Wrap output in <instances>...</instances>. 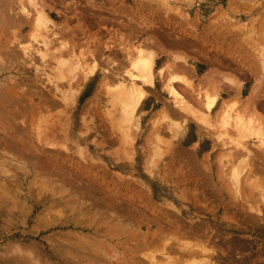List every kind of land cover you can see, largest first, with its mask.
<instances>
[{"label": "rangeland", "instance_id": "obj_1", "mask_svg": "<svg viewBox=\"0 0 264 264\" xmlns=\"http://www.w3.org/2000/svg\"><path fill=\"white\" fill-rule=\"evenodd\" d=\"M20 2L28 4L27 0H0V15L10 18V22L19 19L22 21L25 14L20 13ZM35 2L41 5L49 17L51 23L48 24V29L51 34H48V29L43 30V27L37 25L36 13L31 5L27 6L31 14L24 16L28 19L24 18L23 26L10 25L0 31L1 45L11 42V54L14 55L17 51L16 57L10 56L12 63L6 61L7 70L0 81H3L5 92L9 91L5 98H17V103L14 102L11 106L19 112L16 114L18 118L15 116L16 122L22 124V120L24 121L22 126L19 124L17 127H10L6 124L3 129L0 127V134L6 135L7 141H11L12 136H20L23 140L21 150L20 140L15 139L17 143L13 144L16 148L9 141H5L4 146L0 143V264H167L171 258L183 262L182 264H187L188 260L190 264L194 259L199 264L201 262L198 257L191 259L178 252L167 251V245L176 247L179 241L189 245L197 242L188 238L187 228L177 231L176 225L171 224L174 219L168 213L173 210L172 205L178 210L190 211L182 215L183 222L190 223L193 218L192 223H204L207 237L213 238L221 231L220 239L217 238L220 242L216 238L214 240L216 245L225 242L226 238L229 242L231 239V242L235 240L234 243L245 241L243 244L247 245L241 251L244 254H240L242 258L235 254L233 261L231 258L230 262L222 264H264V252L260 251L264 248V217L261 221L255 217L252 227L251 224L246 225L247 222L240 215L232 216L228 213L225 215V222L241 226L243 221L242 226L246 227L244 230L241 226L242 232H233L223 226L219 227L212 216L205 215L204 210L215 212L217 216L224 215L220 192H211L206 180L213 181L214 184L221 178L218 176L222 172L219 157L223 153L222 149L227 146L219 148L210 133L202 136L199 133L201 125L193 118L205 112L204 101L202 98L196 99L195 94L185 97L191 113L180 138L171 146L170 132L164 118L178 111L163 89L165 76L180 75L193 83L195 88L210 90V99L215 94L212 85L219 84L227 77L233 83L228 82V85L235 89L234 85L241 84V91L239 94L238 91L221 92L216 109L225 101L234 103L236 111L243 109L240 103H245L250 91L256 88V114L264 115V0ZM45 33L49 35L50 52L42 58L44 47L40 35H46ZM137 48H143L146 53L154 56L157 69L170 66L168 73L162 75L164 77L155 76L153 86L144 87L146 98L129 121H124L122 109L114 106L111 93L120 85L121 80L117 79L127 75L126 71ZM3 50L8 52V48L1 51ZM180 57L186 59L187 63H181ZM177 65L181 66L177 68ZM4 83L7 86L9 83V86ZM13 85L15 88L11 87ZM1 100L7 104V108L4 106L0 109V113H3L10 103L4 98ZM216 109L210 116L211 124H214ZM251 113L246 109L244 114L251 116ZM1 115L0 122L5 113ZM182 116L184 115L181 114L180 117ZM57 121H63L61 124L64 125H58ZM4 129L3 133L1 130ZM47 135L50 137V144L55 146L44 143L43 138ZM250 148L258 152L255 146ZM221 162L224 170L222 178L228 179L231 164H227L225 159ZM259 173L262 176V172ZM42 174L44 177L47 175L49 181L54 178L49 186L44 182ZM256 175L257 177L251 176L260 182L261 176ZM252 177L243 182L238 199L249 201L251 197L255 201L258 198L256 201L260 200L257 203L261 202L262 207L263 193L260 192L263 191L254 189L251 192ZM60 186L69 190V193L63 194ZM71 192H75L72 198L70 196L72 203L67 198ZM250 192L252 196H249ZM57 193L63 194L61 196L65 198L59 201L61 196L58 198ZM54 194L58 196L55 197ZM73 201H76L75 207ZM138 201L144 204L142 208L138 206ZM85 202L88 203L84 204ZM106 202L111 207H107ZM94 203L99 205H94V208ZM80 204L90 206L81 207ZM91 207L93 211L89 212ZM96 207H99V213ZM94 209L101 220L93 224L90 222ZM112 209L123 218V222H119V228L113 217H109ZM143 216H147L150 221L147 222ZM136 217L138 222L134 224ZM87 220L90 221L89 224ZM153 221L158 222L156 224ZM126 226L131 227L126 231ZM140 232H147L145 238ZM160 234L165 236L162 237L164 242ZM169 237L173 240L169 241ZM207 237L203 239L206 240ZM146 240L149 241L148 246L144 243ZM248 247H251L250 250ZM12 248L15 249L14 252ZM19 250L21 253L16 252Z\"/></svg>", "mask_w": 264, "mask_h": 264}, {"label": "bare ground", "instance_id": "obj_2", "mask_svg": "<svg viewBox=\"0 0 264 264\" xmlns=\"http://www.w3.org/2000/svg\"><path fill=\"white\" fill-rule=\"evenodd\" d=\"M2 1V0H1ZM27 2H28V4H24L23 2L20 4V6H19V9H20V13H23V14H25V15H23V18L22 17H20V18H22L23 20L21 21V19H19V20H16V22L15 21H11L10 22V18H6V17H3L2 15H0V31H4L5 29H7V28H9V26L10 25H15V26H17V24H19V26H23V21L25 20L24 18H26V17H28L29 16V14H31L30 13V9H28L27 8V6L29 7V5H31L33 8H31L32 10L34 9V11H35V13H36V19H37V25L38 26H40L43 30H47L49 27H48V24L49 23H51V21H50V19H49V17L47 16V13H45V11H44V9L41 7V5H37V3L35 2V0H27ZM26 2V3H27ZM42 3V2H41ZM1 4V3H0ZM19 5V4H18ZM6 7V6H5ZM4 7V8H5ZM37 7H39V8H37ZM18 10V9H17ZM5 12H6V10H5ZM19 12V11H18ZM2 12H0V14H1ZM8 13V12H7ZM16 13V12H15ZM34 13V14H35ZM19 15H22V14H19ZM18 15V16H19ZM17 16V17H18ZM24 16H26V17H24ZM8 17V16H7ZM26 19H28V18H26ZM34 19V18H33ZM35 19V20H36ZM6 20H7V22H6ZM33 21V20H32ZM15 22V23H14ZM20 23H22V24H20ZM31 23V22H30ZM53 24V23H52ZM241 26V25H240ZM244 26V25H243ZM219 27H221V26H219ZM35 28V27H34ZM56 28V27H55ZM41 29V30H42ZM50 29V28H49ZM49 29H48V31L47 32H49L48 34H51L50 33V31H49ZM54 29V28H53ZM15 30V29H14ZM8 31V30H7ZM39 31V30H38ZM37 31V32H38ZM218 31H221V30H218ZM42 32V31H41ZM44 32V31H43ZM46 32V31H45ZM6 33V32H5ZM21 33V32H20ZM35 33V32H34ZM39 33H40V31H39ZM11 34V33H10ZM42 34V33H41ZM46 34V33H45ZM48 34H46V35H40V41L42 42V44H43V47H44V52H42V58H44V57H46L47 56V54H48V52H50V47H49V45H50V41H48ZM38 35V34H37ZM48 35V36H47ZM38 37V36H37ZM236 40V39H235ZM37 41H38V39H37ZM16 42H18V41H16ZM0 45H1V43H0ZM64 47L63 48H66V45H63ZM3 47V48H2ZM140 47V46H139ZM5 48H8V52H4V50H3V52L1 51L2 49H5ZM12 48H13V46L11 45V42L10 43H8V44H4V45H1L0 46V78H1V76L3 75V73L7 70V68H6V64H7V62H11L12 63V58L10 57V56H12L13 54H11L12 53ZM144 48V47H143ZM143 48H137L136 49V51H135V53H134V58L133 59H131V61H130V66H129V69L126 71V74L127 75H125V76H123V77H118L119 79H117V80H121V82H120V85H117V87L115 88V90L113 91V93H111L112 94V99H113V104H114V106L115 107H118V106H120L121 107V109H122V113H123V120L124 121H127L129 118H131L132 116H133V114H135V111L136 110H138L139 109V106H140V104L143 102V100L146 98V90H145V86H153L154 85V82H155V76L156 75H164L165 74V72H167L168 73V68H169V66L170 65H166L167 66V68L166 67H161V68H156L155 67V58H154V56L152 55V54H148V53H146L145 52V50L143 49ZM264 49V48H263ZM25 50H26V48H25ZM27 51V50H26ZM15 54H17V51H15ZM14 54V55H15ZM13 55V56H14ZM41 55V54H40ZM18 56V55H17ZM15 57H16V55H15ZM131 57V56H130ZM14 58V57H13ZM4 60H5V62H4ZM17 60V59H16ZM61 60V59H60ZM179 60H181L180 62L181 63H187V61H186V59H184V58H179ZM263 60H264V57H263ZM7 61V62H6ZM58 63V62H57ZM64 63V62H63ZM63 65V64H62ZM174 65V64H173ZM165 66V65H164ZM175 66V65H174ZM173 66V67H174ZM178 66L180 67L181 65H177L176 67L178 68ZM8 67V66H7ZM167 71H166V70ZM172 69V68H171ZM263 70H264V63H263ZM207 73V72H206ZM205 73V74H206ZM63 75H65L64 73H63ZM67 75V74H66ZM67 77V76H66ZM65 77V78H66ZM124 77H126V78H124ZM162 77H164V76H162ZM206 77H208V73H207V76ZM205 77V78H206ZM8 78H9V75H8ZM12 78V77H11ZM17 78V77H16ZM35 78V77H34ZM10 79V78H9ZM0 80H2V79H0ZM5 80V79H4ZM117 80H115V82H117ZM225 80V81H224ZM14 81V80H13ZM19 81V80H18ZM34 81V80H33ZM223 81L225 82L224 84H223ZM223 81H221L219 84H217V83H215L214 85H212V89H213V92H215V94H214V97L213 98H210L209 99V96H208V93H209V91L210 90H208V89H203V88H195V86L193 85V83H190L189 81H186L185 79H183L180 75H171L170 77H166L165 76V78H164V80H163V89L167 92V94L171 97L170 99H171V102H172V104H173V106L177 109V111H178V113H180V114H178V113H176V114H172L171 113V115L170 114H168L167 115V113H165V115H167V116H165V118H164V120L166 121V123H167V128H168V130H169V132H170V144H171V146H173L174 145V142H175V140L177 139H179L180 138V134H181V132H182V129L184 128V126H185V123H186V119H188L189 118V113H191L190 112V108H189V103H188V101L185 99V97L186 96H192V95H196V99H201L202 98V100L204 101V113L202 112V114L201 115H196L195 116V114L194 113H192V115L193 116H195V118H193V116H192V118L194 119V121H198V123L201 125V128H200V130H199V133L201 134V136L202 135H205L206 133L207 134H209V135H211V137H212V139H214V141H215V143L218 145V147L220 148V147H224V146H227L225 149H222L223 150V153H220V157H219V162H220V167H221V170H222V172L220 171L219 172V175L218 176H220L221 178L219 179H217V181H215V183L213 184L212 182L213 181H209L208 179V182H207V180H206V184H207V186L209 187V184H210V189H212L211 190V192H214L215 190V192L214 193H216V194H219L218 192H220V197H221V202H222V209L224 210V215H219V216H217L216 215V213L215 212H212V211H207V210H204V212H206L205 213V215H209V216H212L215 220H216V224L217 225H219V227H221V226H223V227H225L227 230H229V231H233V232H242L241 231V229H242V225H243V221L244 222H247V224L246 225H249V224H251V226H252V223L253 222H255V217H256V219L258 218V219H260V221L261 220H263V217H264V206H262L261 207V202L258 204L257 202H259L260 200H258V201H256L257 199H256V196H255V194H254V198L256 199L255 201H254V199H251V197H249L250 198V204H249V201H242V200H239L238 199V197H240L239 196V193H240V191H241V188H242V185H243V182L245 183V182H247L248 181V179H250L252 176H256L257 177V175H256V173L257 174H259L260 175V173L259 172H262V176H261V178L259 179V180H261L260 182H258V180H256L257 178H253V180H251V182H250V184H251V189H253L251 192H253L254 191V189H256L257 191L258 190H262L263 192H260V193H263V201H262V203L264 202V115H262V116H259V115H257L256 114V111H257V102H256V99H254L255 98V93H257V91H255V89H252L253 91H250L251 92V94H249L250 96H249V99L246 97V99H245V103H240V107H242L243 109H241L240 108V110H238V111H236V109H235V104L234 103H228V102H223L219 107H218V109H216V104H217V102H218V100L220 99V97H221V95H220V93L221 92H233V91H238V94L240 93V91H241V84H237V85H234V87H235V89H232V87L231 86H229L228 85V82H230V83H232L231 81H230V79L229 78H225V79H223ZM17 82V81H16ZM13 83H15V82H13ZM12 83V84H13ZM229 83V84H230ZM5 85L7 84V83H4ZM16 84V83H15ZM117 84V83H116ZM233 84V83H232ZM232 84H230V85H232ZM22 85V84H21ZM4 85H3V81H0V109L2 110L3 108L2 107H6L7 106V104H5L4 103V100L2 101L1 99H5V100H8L9 102L8 103H10L9 104V106H8V109H6L3 113H5V115L3 116L4 118L2 119V122H0V127H2L1 129H3L4 127H5V125L7 124V125H9L10 127H11V125L12 126H16V125H19V124H21V123H17L16 122V119L18 118L17 116H16V114H18L17 112H16V110H14V109H12L11 108V106H12V103H17V101H16V99L14 98V96L12 97V96H8V98L9 99H7V98H5L6 96H7V94L9 93V91H7V92H5V90H4V87H3ZM7 86V85H6ZM8 86H9V83H8ZM7 86V87H8ZM17 86V85H16ZM23 86V85H22ZM35 86V85H34ZM12 88H15V85H13V86H11ZM110 87V86H109ZM115 87V86H114ZM10 88V87H9ZM12 88H10V90L12 89ZM19 88V87H18ZM6 89V88H5ZM257 89H259L258 87H257ZM14 90V89H13ZM11 92H12V90H11ZM14 92V91H13ZM15 93V92H14ZM17 93V92H16ZM24 93V92H23ZM11 94V93H10ZM22 94V93H21ZM25 94V93H24ZM27 94V93H26ZM31 94V93H30ZM258 94V93H257ZM9 95V94H8ZM16 95V94H15ZM18 96H20V94L18 95ZM32 96H34V95H32ZM257 96V95H256ZM22 97L24 98V96H23V94H22ZM253 98V99H252ZM248 99V100H247ZM250 99H252V100H250ZM258 99V98H257ZM21 100V99H20ZM11 101H13V102H11ZM19 101V100H18ZM27 101V100H26ZM25 101V102H26ZM34 101V100H33ZM28 102V101H27ZM19 103V102H18ZM45 104V103H44ZM245 104V105H244ZM16 105V104H15ZM14 105V106H15ZM234 106V107H233ZM237 106H239V104L237 105ZM19 107V106H18ZM116 109V108H115ZM216 109V112H215V115H214V117H213V122H214V124H211V122L209 123V120H210V116H211V114H212V112L214 111ZM246 109H247V111L249 112L250 111V113H251V111H254L255 113H251L250 115L251 116H249V115H245L244 113L246 112ZM261 109V108H260ZM0 110V111H1ZM34 111V110H33ZM242 112V113H241ZM259 112V111H258ZM262 112V111H261ZM3 113H0V114H2L3 115ZM168 113H170V112H168ZM264 113V112H263ZM52 114V113H51ZM181 114L182 115H184V116H182V117H180L181 116ZM262 114V113H261ZM1 115V116H2ZM15 116L17 117L16 119H15ZM19 116H20V114H19ZM53 116V115H52ZM173 116V117H172ZM29 117V116H28ZM121 117V118H122ZM174 117H176V118H174ZM53 118H55V117H53ZM52 118V119H53ZM57 118V117H56ZM177 118H181V120L179 121V119H177ZM214 119H215V121H214ZM58 120H59V118H58ZM190 120V119H189ZM19 121V120H18ZM129 121V120H128ZM24 121L22 120V124L24 125V123H23ZM27 122V121H26ZM44 122V121H43ZM63 122V121H62ZM62 122H58L57 121V124L58 125H64V124H61ZM191 122H193L192 120H191ZM17 123V124H16ZM54 123V122H53ZM60 123V124H59ZM64 123V122H63ZM22 124L20 125V126H22ZM33 124V123H32ZM56 124V123H55ZM184 124V125H183ZM38 125V124H37ZM36 125V126H37ZM45 125V124H44ZM34 126V125H33ZM46 126V125H45ZM44 126V127H45ZM50 126H52V125H50ZM17 127V126H16ZM27 127V126H26ZM56 127V126H55ZM32 128V127H31ZM41 128V127H40ZM62 128V127H61ZM62 129H64V127L62 128ZM211 129H212V131H211ZM213 129H215V132H213ZM13 130V129H12ZM36 130V129H35ZM3 133L5 132V129L4 130H1ZM8 131V130H7ZM22 131V130H21ZM48 131V130H47ZM64 131V130H63ZM11 132V131H10ZM12 132H14V131H12ZM38 132V131H37ZM46 132V131H45ZM9 133V132H8ZM22 133V132H21ZM39 133V132H38ZM60 133H62V131H60ZM17 134V133H16ZM23 134H25V133H23ZM59 134V133H58ZM206 134V135H207ZM232 134V135H231ZM1 135V134H0ZM13 135V134H12ZM15 135V134H14ZM22 135V134H21ZM207 136V137H210V136ZM2 136V135H1ZM0 136V143L3 145V143L6 141V142H8V143H10L11 145L13 144V143H17V141L16 140H20L21 141V143H20V150L23 148L22 147V139H21V137L20 136H17L19 139H17V137L16 136H12L13 137V139L10 141L9 139H8V141H7V138H5V136H2L1 137ZM22 136H24V135H22ZM37 136V135H36ZM48 136V135H47ZM44 137L43 139H44V143H46V144H48V145H51V146H55V145H52V144H50V137L48 136V137ZM50 136H53V135H50ZM39 137V136H38ZM11 138V137H10ZM22 138H24V140H25V137H22ZM52 138V137H51ZM5 139V140H4ZM16 139V140H15ZM39 140V139H38ZM37 140V141H38ZM252 140V141H251ZM42 142V141H41ZM252 142V143H251ZM30 143V142H29ZM52 143V142H51ZM57 143V142H56ZM9 144V145H10ZM24 144V143H23ZM6 145V144H5ZM8 145V144H7ZM4 146V145H3ZM12 146H14V144L12 145ZM251 146H255L256 148H257V150H258V152H254L253 151V149L252 148H250ZM15 147V146H14ZM16 148V147H15ZM19 148V147H18ZM255 148V149H256ZM12 149V148H11ZM10 149V150H11ZM35 149V148H34ZM19 150V149H18ZM170 150H171V148H170ZM213 150V149H212ZM12 151V150H11ZM14 151V150H13ZM8 152V151H7ZM66 152V151H65ZM169 153V152H168ZM9 154V153H8ZM15 154V153H14ZM14 156V155H13ZM20 157V156H19ZM13 158V157H12ZM223 159H225L226 160V162H227V164H231L230 166H231V168H230V170L228 171V173H227V177H228V179H224V178H222V175H223V172H224V170L222 169V166L223 165H221V164H223L221 161L223 160ZM260 159H262L261 161H260ZM1 161V160H0ZM237 161H239V162H237ZM8 162V161H7ZM23 162V161H22ZM5 164V163H4ZM12 164V163H11ZM26 164V163H25ZM22 165V164H21ZM22 167V166H21ZM24 167V166H23ZM22 167V168H23ZM6 168V167H5ZM38 170V169H37ZM58 170H61V169H58ZM23 171V170H22ZM64 171V170H63ZM24 172V171H23ZM24 173H26V172H24ZM47 174V173H46ZM49 175H50V173H48ZM8 175H9V173H8ZM7 175V176H8ZM30 175V174H29ZM43 175V174H42ZM252 175V176H251ZM51 176V175H50ZM53 176V175H52ZM251 176V177H250ZM43 177H44V175H43ZM47 177V178H46ZM55 177V176H54ZM42 178V177H41ZM56 178V177H55ZM43 179V178H42ZM44 179H45V183H47L48 184V186L50 185L49 183H51L50 181H53L54 180V178H51V179H53V180H47L48 179V176L46 175L45 177H44ZM211 180V179H210ZM7 181V180H6ZM41 181H43V180H41ZM43 182V183H44ZM83 182H85V181H83ZM10 183V182H9ZM42 183V184H43ZM63 183V182H62ZM81 183H82V181H81ZM1 184V183H0ZM17 184V183H16ZM46 184V185H47ZM206 184H205V186H206ZM62 185V184H61ZM215 185V186H214ZM4 186V185H3ZM3 186H2V188H3ZM10 186V185H9ZM55 185H53V187H54ZM63 187L65 186V185H62ZM62 186H60V189L63 191V194H65V193H69L68 191L69 190H67V189H64ZM45 187H47V186H45ZM56 187V186H55ZM59 187V186H58ZM68 187V186H67ZM75 187V186H74ZM17 188V187H16ZM19 188V187H18ZM51 188H52V186H51ZM57 188V187H56ZM69 188V187H68ZM207 188V187H206ZM13 189H14V187H13ZM46 189V188H45ZM55 189V188H54ZM57 189H59V188H57ZM82 189H84V188H82ZM81 189V190H82ZM210 189H208V191L210 190ZM250 189V190H251ZM5 190V189H4ZM52 190H53V188H52ZM56 190V189H55ZM54 190V191H55ZM74 190V189H73ZM81 190H78V191H81ZM119 190V189H118ZM243 190V189H242ZM51 191V190H50ZM53 191V192H54ZM257 191H255V193L256 194H260V193H258ZM59 192V191H58ZM76 192V194H77V191H75ZM74 192V193H75ZM249 193V194H251V195H249V196H252L253 194L252 193ZM5 193H7V192H5ZM18 193V192H17ZM48 193V192H47ZM55 193V192H54ZM60 193H61V191H60ZM60 193H57L58 195L60 194ZM74 193H72L71 192V195H68V197L67 198H70V196H71V198L73 197L72 195H74ZM90 193V192H89ZM112 193V192H111ZM116 193V192H115ZM20 194V193H19ZM56 194V196H58ZM63 194H61V195H63ZM86 194V193H85ZM212 194V193H211ZM216 194H214L216 197H217V195ZM0 195H2V194H0ZM16 195V194H15ZM18 195V194H17ZM50 195V194H49ZM53 195V194H52ZM61 195H59L58 196V198L61 196ZM87 195H90V194H87ZM91 195H93V194H91ZM54 196H55V194H54ZM55 196V197H56ZM67 196V195H66ZM258 196V195H257ZM260 196H262V194L260 195ZM2 197V196H1ZM17 197V196H16ZM81 197V196H80ZM259 197V196H258ZM51 198V197H50ZM53 198V197H52ZM65 197H63V196H61L60 197V200L59 201H62L63 199H64ZM71 198L69 199V201L68 202H70V200H71ZM77 198H79V197H77ZM111 198V197H110ZM218 198V197H217ZM261 198V199H262ZM19 199V198H18ZM57 199V198H56ZM83 199V198H82ZM137 199H138V197H137ZM140 199V198H139ZM138 199V200H139ZM142 199V198H141ZM220 199V198H219ZM246 199V198H245ZM244 199V200H245ZM75 200V199H74ZM80 200V199H79ZM89 200V199H88ZM59 201H56V204H59ZM76 201L78 202V200L76 199ZM75 201V202H76ZM84 201H85V199H84ZM87 201V200H86ZM94 201V200H93ZM113 201H114V199H113ZM137 201V200H136ZM145 201H146V199H145ZM1 202V201H0ZM2 202H3V200H2ZM55 202V201H54ZM75 202L73 201V206L75 207V205H77V204H75ZM108 202V201H107ZM106 202V206L107 207H111L110 206V204L109 203H107ZM4 203V202H3ZM52 203H53V201H52ZM70 203H72V202H70ZM70 203H68V204H70ZM86 203H88V202H85L84 204H86ZM90 203H91V201H90ZM89 203V204H90ZM93 203V202H92ZM96 203V202H95ZM93 204V207H94V205H96V204ZM116 203V202H115ZM145 203V202H144ZM61 204V203H60ZM67 204V203H66ZM75 204V205H74ZM121 204V203H120ZM143 203H139V201H138V206L139 207H141L142 208V206L144 205H142ZM148 204V203H147ZM65 205V204H64ZM72 205V204H71ZM79 205V204H78ZM91 206H92V204H90ZM89 205V206H90ZM97 205H99L98 203H97ZM96 205V206H97ZM104 205V204H103ZM102 205V206H103ZM0 206H2V205H0ZM52 206V205H51ZM80 206H81V204H80ZM82 206H84V205H82ZM81 206V207H82ZM85 206H88V205H85ZM84 206V207H85ZM88 206V207H89ZM101 206V207H102ZM146 207H148V205H145ZM221 206V205H220ZM64 207H67V206H64ZM83 207V208H84ZM88 207H86V208H88ZM113 207H116V205H114ZM172 208L171 209H173L170 213H168V214H170L172 217H173V219H174V223H171L172 225H176V228H177V231L180 229H182L181 231H183V229H185V228H187L188 230L186 231V232H184V233H186L187 234V236H188V238H193L194 240H196L197 242L196 243H194V244H191L190 243V245H189V243L187 244V243H180V241L179 242H177L178 243V245H175L176 247H170L169 245H167L168 247H169V249H167V251L170 253H180L182 256L183 255H187V256H189V257H191V259L192 258H196V257H198V258H200V262L201 263H199V264H222V263H226V262H230V260H231V258H232V261L235 259L234 257H233V255H235V254H238V256L237 257H241L242 258V256L240 255V254H242V255H244L243 253H241V251H243L244 250V248H245V246L247 245H245V244H243L244 242H238V243H234V241L235 240H233V242H231V240H230V242L229 241H226V239H225V237H228V235L227 236H224V238L223 239H225V242L224 241H222L221 243H220V245H216L215 244V242H214V240H215V238H216V241L218 240L217 238H219L220 239V233H221V231H220V233H216V236H214L213 238H210V237H207V232H206V228H205V226H203L204 225V223H192V219H190V223H185V222H183L182 220H181V217H182V215L184 214V213H190V211H182V210H178L177 209V207H175V205H172L171 206ZM52 208V207H51ZM95 208V207H94ZM97 208H99V207H96V209ZM17 209V208H16ZM81 210H82V208H80ZM91 209L92 210H89V212L90 211H93V208L91 207ZM149 209V208H148ZM70 210V209H69ZM74 210V209H73ZM73 210H72V212H73ZM81 210H79V211H81ZM113 210V209H112ZM115 210V209H114ZM112 211L111 213H110V218H112L113 217V220L115 221V224H117L118 225V228H119V222H123V218H122V216L120 217V216H118L117 215V212H115V211ZM131 210V209H130ZM144 210V209H143ZM71 211V210H70ZM69 211V212H70ZM94 211H95V213L92 215V218H91V222L90 223H98V221H100L101 219H100V215L99 214H97V212H96V210L94 209ZM97 211H98V213H99V211L100 210H98L97 209ZM138 212H141V211H139V209L137 210ZM148 211H150V209L148 210ZM56 212V211H55ZM77 212H78V209H77ZM88 212V213H89ZM152 212V211H151ZM59 213H60V211H59ZM58 213V214H59ZM66 213V212H65ZM82 213V212H81ZM103 212H100V214H102ZM144 213V212H143ZM142 213V214H143ZM164 212H162V214H163ZM228 213H230L232 216H238V215H240L242 218H243V221H242V227L241 226H239V225H231L230 223H228V221L227 222H225V220H226V217H225V215L226 214H228ZM7 214V213H6ZM55 214V213H54ZM70 214V213H69ZM78 214V213H77ZM135 214V213H134ZM141 214V213H140ZM66 215V214H65ZM75 215V214H74ZM139 215V214H138ZM145 215V214H144ZM170 215H168V216H170ZM6 216H8V215H6ZM61 216V215H60ZM127 216V215H126ZM142 216V215H141ZM155 216V214L152 216V217H154ZM163 216V215H162ZM9 217H11V216H9ZM72 218H73V216H71ZM84 217V216H83ZM140 217V216H139ZM143 217H147V216H143ZM164 217V216H163ZM240 217V218H241ZM104 218H106V215H105V217ZM138 217H136L135 219H137ZM159 218H161V217H159ZM239 218V219H240ZM126 219V218H125ZM141 220L143 219V218H140ZM147 219V218H146ZM155 219V218H154ZM163 219V218H162ZM165 219H166V217H165ZM169 219H171V218H169ZM71 220V219H70ZM85 220V219H84ZM83 220V221H84ZM89 220V219H88ZM88 220H87V222H88ZM106 220V219H105ZM167 220V219H166ZM8 221H9V219H8ZM143 221H145V220H143ZM142 221V222H143ZM148 221H150V220H148L147 219V222ZM169 221H171V220H169ZM169 221H167V222H169ZM61 222H62V220H61ZM89 222H88V224H89ZM106 222V221H105ZM109 222V221H108ZM112 222V221H111ZM116 222H118V223H116ZM135 222H138V219L137 220H135L134 221V224H136ZM156 223V222H158V221H153V223ZM131 223V222H130ZM144 223V222H143ZM142 223V224H143ZM149 223H152V222H149ZM114 224V225H115ZM138 224V223H137ZM157 224V223H156ZM168 224V223H167ZM76 225H78V224H76ZM91 225V224H90ZM116 225V226H117ZM122 225V224H121ZM120 225V226H121ZM130 225V224H129ZM209 224H207V226H208ZM113 226V225H112ZM168 226V225H167ZM171 226V225H170ZM169 226V227H170ZM206 226V227H207ZM122 227V226H121ZM120 227V228H121ZM125 227V226H124ZM131 227V226H130ZM130 227H127L126 226V231H127V229L129 228L130 229ZM172 227H174V226H172ZM252 227H254V226H252ZM257 227V226H256ZM136 228V227H135ZM246 228V227H245ZM245 228L243 227V229L245 230ZM104 229V228H103ZM123 229H125V228H123ZM139 229V228H138ZM221 229V228H220ZM258 227H257V231H258ZM102 230V229H101ZM100 230V231H101ZM106 230V229H105ZM116 230H118V229H116ZM135 230V229H134ZM134 230H132V231H134ZM140 230V229H139ZM138 230V231H139ZM172 231H173V229H171ZM243 230V231H244ZM140 231H142V230H140ZM174 231H175V228H174ZM99 232V231H98ZM176 232V231H175ZM124 233V232H123ZM139 233V232H138ZM141 233V232H140ZM223 233V232H222ZM76 234V233H75ZM101 234H103L102 232H101ZM121 234V233H120ZM142 234V233H141ZM147 234V232H145V234H142L141 236H143L144 237V235H146ZM206 234V235H205ZM38 235V234H37ZM70 235V234H69ZM133 235V234H132ZM153 236H155L154 234H152ZM166 235V234H165ZM173 235V234H172ZM31 236V235H30ZM118 236V235H117ZM159 236H161V234L159 235ZM159 236H156V237H158L159 238ZM169 236V235H168ZM186 236V237H187ZM109 237H110V235H109ZM141 238V239H143L144 240V238ZM155 237V238H156ZM162 237H165V236H161L160 238H162ZM204 237H207V239L205 240V239H203ZM147 238V237H146ZM150 238H152L151 237V235H150ZM159 238V239H160ZM167 238V237H166ZM153 239V241H155L154 240V238H152ZM163 239V242H164V238H162ZM169 239V241L170 240H173V239H170V237L168 238ZM167 239V240H168ZM202 239V241H200ZM77 240V239H76ZM158 240V239H157ZM167 240H165V243L167 242ZM177 240V239H176ZM236 240H239V239H236ZM109 241V240H108ZM142 241V240H141ZM169 241H168V243H169ZM143 242V241H142ZM174 242H175V240H174ZM182 242V241H181ZM220 242V240H218V243ZM248 242V241H247ZM78 243H80V242H78ZM91 243V242H90ZM144 243H147L146 245L148 246L149 245V241L148 240H146ZM144 243H143V245H144ZM150 243L152 244V240L150 241ZM154 243H156V242H154ZM153 243V244H154ZM158 243V242H157ZM159 243H160V241H159ZM164 243V244H165ZM172 243V242H171ZM15 244V243H14ZM89 244V243H88ZM96 244V243H95ZM61 246H62V243H61ZM69 246V245H68ZM107 246V245H106ZM140 246H142V244H140ZM145 246V245H144ZM17 247V246H16ZM19 247V246H18ZM60 247V246H59ZM143 247V246H142ZM167 247V248H168ZM32 248V247H31ZM88 248V247H87ZM86 248V249H87ZM92 248V247H91ZM249 248V247H248ZM251 248V247H250ZM250 248H249V250H250ZM10 249H11V247H10ZM10 249H9V251H10ZM13 249V248H12ZM30 249V248H29ZM32 249H34V248H32ZM58 249V248H57ZM62 249H64V248H62ZM89 249V248H88ZM166 249V248H165ZM247 249V248H246ZM14 250L15 249H13V252H14ZM17 250V249H16ZM22 250V249H21ZM25 250H26V248H25ZM65 250V249H64ZM76 250V249H75ZM163 250V249H162ZM24 251V250H23ZM28 251V250H27ZM72 251V250H71ZM79 251V250H78ZM87 251V250H86ZM113 251V250H112ZM164 251V250H163ZM163 251H162V253H163ZM262 253L264 252V248H263V251L262 250H260ZM259 251V252H260ZM11 252V251H10ZM12 252V253H13ZM16 252H20V250L19 251H16ZM26 252V251H25ZM64 252V251H63ZM90 252H91V250H90ZM166 252V251H165ZM164 252V253H165ZM259 252H257L258 254H259ZM21 253V252H20ZM23 253V252H22ZM28 253V252H27ZM27 253H26V255H27ZM249 253V252H248ZM261 253V254H262ZM19 254V253H18ZM102 254V253H101ZM105 254V253H104ZM260 254V255H261ZM30 255V254H29ZM81 255V254H80ZM107 255V254H106ZM171 255V254H170ZM240 255V256H239ZM246 255H248V254H246ZM250 255V254H249ZM90 256V255H89ZM93 256V255H92ZM258 256V255H257ZM61 257V256H60ZM246 257V256H245ZM245 257H244V260H245ZM262 257H264V256H262ZM23 258V257H22ZM29 258H30V256H29ZM82 258H83V256H82ZM175 258V257H174ZM234 258V259H233ZM258 258V257H257ZM260 258H261V256H260ZM259 258V259H260ZM31 259V258H30ZM67 259H69V258H67ZM150 259V258H149ZM151 259H153V257L151 258ZM170 259V258H169ZM172 259V258H171ZM168 260L167 261V264H182V263H180V261H178V260H175V259H172V260ZM35 260V259H34ZM37 260V259H36ZM154 260V259H153ZM152 260V261H153ZM239 260V259H238ZM244 260H242L243 262H244ZM261 260V259H260ZM32 261V260H31ZM39 261V260H38ZM71 261V260H70ZM150 261V260H149ZM189 261V260H188ZM188 261H187V264H189L188 263ZM219 261L221 262V263H219ZM236 261V260H235ZM241 261V262H242ZM34 262V261H33ZM67 262V261H66ZM69 262V261H68ZM74 262V261H73ZM102 262V261H101ZM190 262V261H189ZM259 262V261H258ZM37 263V262H36ZM77 263V262H76ZM108 263V262H107ZM150 263V262H149ZM232 263V262H231ZM35 264V263H34ZM38 264V263H37ZM62 264V263H61ZM71 264H72V262H71ZM81 264V263H80ZM164 264V263H163ZM166 264V263H165ZM190 264H196V261H194V259H193V262H191ZM230 264V263H229Z\"/></svg>", "mask_w": 264, "mask_h": 264}]
</instances>
